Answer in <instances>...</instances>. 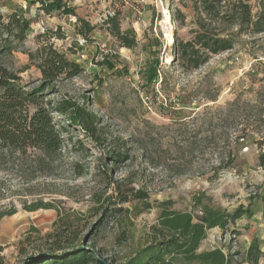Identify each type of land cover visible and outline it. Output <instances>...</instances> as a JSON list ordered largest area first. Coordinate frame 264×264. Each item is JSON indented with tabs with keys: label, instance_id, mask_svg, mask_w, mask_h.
<instances>
[{
	"label": "rangeland",
	"instance_id": "rangeland-1",
	"mask_svg": "<svg viewBox=\"0 0 264 264\" xmlns=\"http://www.w3.org/2000/svg\"><path fill=\"white\" fill-rule=\"evenodd\" d=\"M37 1L1 2L0 16L21 12L30 21L24 50H35L45 30L61 29L64 39L52 42L82 72L58 83L59 92L97 120L91 133L54 115L65 149L51 172L17 155L0 159V211L16 210L0 220L4 262L20 264L23 256L46 249L54 231L57 210L29 212L24 205L42 201L82 216L86 232L103 208L113 207L105 202L100 209L96 197H114L119 186L122 193L140 190L147 198L130 199L122 215L106 214L90 239L107 263L122 264L142 248L163 210L200 216L193 204L198 197L211 208L249 209V218L225 231L209 230L198 249H221L231 264H247L248 247L264 234V32L253 34L250 26L260 0H204L207 13L201 0H68L77 17L94 27L86 42L76 34L75 17L46 15ZM240 5L249 7L250 23L241 22ZM112 13H118L123 33H135L134 48H121L108 32L105 21ZM199 25L228 36L234 46L193 71L175 61L174 46L192 41ZM98 43L116 54L99 58ZM156 59L159 79L148 86L141 73ZM0 62L24 83L39 78L34 68L25 69L28 58L20 50ZM119 146L128 159L114 164L108 157ZM78 172L82 178H74Z\"/></svg>",
	"mask_w": 264,
	"mask_h": 264
},
{
	"label": "trees",
	"instance_id": "trees-1",
	"mask_svg": "<svg viewBox=\"0 0 264 264\" xmlns=\"http://www.w3.org/2000/svg\"><path fill=\"white\" fill-rule=\"evenodd\" d=\"M7 1L9 0H0V3ZM203 1L201 0L200 4L203 12L207 13L210 4ZM37 3L39 10L46 15L58 12L67 17H75L76 23L80 25L76 34L85 42L88 40V35L94 27L77 17L68 0H38ZM260 6L257 19L251 24L249 7L240 5L241 22L250 23L253 34L264 32L262 27L264 0H260ZM30 25V21L21 12H14L6 17L0 16V56H10L14 51L20 50L28 58L25 69L32 67L39 74L37 80L24 83L17 73L0 62V159L17 155L23 160L32 159L36 169L51 172L52 166L64 157L65 149L54 115L69 126L82 123L91 133L95 131L97 119L95 115L85 111L59 92L58 83L70 81L82 72L81 66L68 59L66 54L59 51L52 42L53 39H64V33L59 27L54 31L45 30L37 35L35 50H24L23 44ZM105 25L121 48L132 49L136 46L135 33L121 31L118 13L108 17ZM199 26L192 41L178 42L174 46L175 61L183 67L189 66L193 71L206 64L211 56L229 51L234 46L233 40L228 36L222 33L211 35L201 25ZM158 65L156 59L141 73L148 86L159 79ZM54 96L59 98L54 99ZM122 148L119 146L109 155V160L114 164H120L128 159ZM74 178H82V173H76ZM121 190L118 186L114 197H96V205L100 209L105 202L113 207L109 210L103 208L101 218L86 232L87 225L82 223V216L75 217L65 210L56 209L52 204L42 201L24 205L23 209L29 212L40 209L57 210V220L53 223V233L45 240L46 249L38 250L30 256H23L20 264H103L102 261L105 260L101 251L88 244L103 223V219L107 217L106 214L122 215L127 210L121 206L130 199L143 201L147 198V195L140 190H133L130 194L122 193ZM260 201L264 203V193ZM193 204L199 207L201 212L196 218L192 213L163 210L157 224L151 227L144 246L136 250L122 264H177L179 261L197 264H231V260L221 249L204 253H198V249L209 230L218 228L225 231L242 217L249 218L251 215L249 209L238 207L229 212L221 208H211L204 205L198 197L194 198ZM97 210L98 208L95 212ZM14 214H16L14 208L0 211V220ZM263 257L258 244L252 242L246 251L245 262L259 264ZM0 264H6L1 256ZM108 264L116 263L110 261Z\"/></svg>",
	"mask_w": 264,
	"mask_h": 264
},
{
	"label": "built area",
	"instance_id": "built-area-1",
	"mask_svg": "<svg viewBox=\"0 0 264 264\" xmlns=\"http://www.w3.org/2000/svg\"><path fill=\"white\" fill-rule=\"evenodd\" d=\"M112 16H114V13L109 14V17H112ZM79 43L80 44H83L84 41L83 40H80ZM96 49L98 51V57L99 58H108V57H111L114 54H116L105 43H101V44L98 43L97 46H96Z\"/></svg>",
	"mask_w": 264,
	"mask_h": 264
},
{
	"label": "crops",
	"instance_id": "crops-1",
	"mask_svg": "<svg viewBox=\"0 0 264 264\" xmlns=\"http://www.w3.org/2000/svg\"><path fill=\"white\" fill-rule=\"evenodd\" d=\"M74 6V5H73ZM73 8V7H72ZM75 11V10H74ZM71 17V16H70ZM260 238H259V249L260 251L263 253L264 255V234L263 233H260Z\"/></svg>",
	"mask_w": 264,
	"mask_h": 264
},
{
	"label": "water",
	"instance_id": "water-1",
	"mask_svg": "<svg viewBox=\"0 0 264 264\" xmlns=\"http://www.w3.org/2000/svg\"><path fill=\"white\" fill-rule=\"evenodd\" d=\"M102 263H103V264H108V263H107V262H105V261H102Z\"/></svg>",
	"mask_w": 264,
	"mask_h": 264
},
{
	"label": "bare ground",
	"instance_id": "bare-ground-1",
	"mask_svg": "<svg viewBox=\"0 0 264 264\" xmlns=\"http://www.w3.org/2000/svg\"><path fill=\"white\" fill-rule=\"evenodd\" d=\"M163 14H164V13H163ZM166 21H168V20H167V16H166Z\"/></svg>",
	"mask_w": 264,
	"mask_h": 264
}]
</instances>
